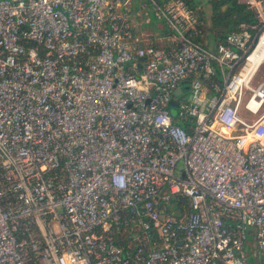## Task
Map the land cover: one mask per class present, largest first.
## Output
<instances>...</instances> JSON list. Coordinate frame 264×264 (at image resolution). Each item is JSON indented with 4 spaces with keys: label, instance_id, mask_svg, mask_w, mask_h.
Instances as JSON below:
<instances>
[{
    "label": "built area",
    "instance_id": "1",
    "mask_svg": "<svg viewBox=\"0 0 264 264\" xmlns=\"http://www.w3.org/2000/svg\"><path fill=\"white\" fill-rule=\"evenodd\" d=\"M234 1L253 23L211 50L183 0H0V264H249L248 236L264 256V114H239L264 106V0Z\"/></svg>",
    "mask_w": 264,
    "mask_h": 264
},
{
    "label": "rangeland",
    "instance_id": "2",
    "mask_svg": "<svg viewBox=\"0 0 264 264\" xmlns=\"http://www.w3.org/2000/svg\"><path fill=\"white\" fill-rule=\"evenodd\" d=\"M196 1V5L199 6V10L201 9L203 11V16L206 17L207 21L210 22V2L209 0H195ZM135 17V16H134ZM136 21V33L137 35H141L139 33H144V34H157V33H163L164 32V27L163 25L158 22L157 20H155L152 15L147 12V11H142L139 18L135 19ZM209 25V24H207ZM263 32V31H261ZM213 39H214V33L213 31L210 29V26H208L207 28V34H206V45L207 48H210V45H212L213 43ZM262 81H264V63L262 64V66L260 67V69L258 70V72L256 73V75L253 77L252 79V85L251 87L254 88L256 87L259 83H261ZM186 86H182V90L186 91ZM249 93H247L245 95V99L244 102L247 100V98L249 97ZM170 113L169 115L176 117L177 113H178V109L176 108H171L169 109ZM239 114L246 120L250 121L253 119L258 118L259 116L264 114V106L261 112H259V114L257 116H252L249 113H246V111L242 108L241 111L239 112ZM179 126L183 127V123L182 122H178L177 123ZM178 167L180 169H182L183 167V163L179 162L178 163ZM253 239L251 236H248L247 238V247H246V251L248 254V261L249 264H264V256H259L256 254L254 248H253Z\"/></svg>",
    "mask_w": 264,
    "mask_h": 264
},
{
    "label": "trees",
    "instance_id": "3",
    "mask_svg": "<svg viewBox=\"0 0 264 264\" xmlns=\"http://www.w3.org/2000/svg\"><path fill=\"white\" fill-rule=\"evenodd\" d=\"M191 8L195 9L198 18L205 21L206 24H209L210 29L214 33V43H220L224 36L227 33L233 32L236 30V26L240 22L253 23V19L249 13L244 11V8L241 5H238L234 0H209L210 2V22L207 21L206 17L203 16V11L196 5L195 0H183ZM264 32V30H262ZM263 32H259L255 45ZM206 40V37L204 38ZM204 42V40H201ZM188 125L184 123L183 127ZM130 234L124 236L120 243L126 245L130 239ZM252 237V236H251ZM253 239V237H252Z\"/></svg>",
    "mask_w": 264,
    "mask_h": 264
},
{
    "label": "bare ground",
    "instance_id": "4",
    "mask_svg": "<svg viewBox=\"0 0 264 264\" xmlns=\"http://www.w3.org/2000/svg\"><path fill=\"white\" fill-rule=\"evenodd\" d=\"M253 48L245 65L247 79H252L264 63V32L260 35L256 46Z\"/></svg>",
    "mask_w": 264,
    "mask_h": 264
},
{
    "label": "crops",
    "instance_id": "5",
    "mask_svg": "<svg viewBox=\"0 0 264 264\" xmlns=\"http://www.w3.org/2000/svg\"><path fill=\"white\" fill-rule=\"evenodd\" d=\"M140 14H141V11L139 10L138 4L135 1V2L132 3L131 15H130V19L132 21L135 33H136V30H135L136 21H135V19L139 18ZM139 34L145 35V37H147L146 41H148V42L156 43L158 41L159 33L154 35V34H144V33L141 32ZM136 35H137V33H136ZM215 45H216V43H214V40H213V43H212V45H210L209 49L214 50Z\"/></svg>",
    "mask_w": 264,
    "mask_h": 264
},
{
    "label": "water",
    "instance_id": "6",
    "mask_svg": "<svg viewBox=\"0 0 264 264\" xmlns=\"http://www.w3.org/2000/svg\"><path fill=\"white\" fill-rule=\"evenodd\" d=\"M180 94V91L179 90H177L176 92H175V94L174 95H179ZM190 98V97H189ZM170 106L171 107H176L177 106V104L174 102V101H171L170 102Z\"/></svg>",
    "mask_w": 264,
    "mask_h": 264
}]
</instances>
